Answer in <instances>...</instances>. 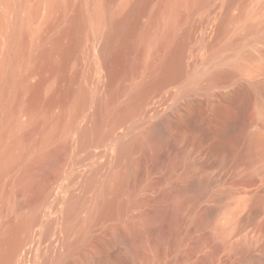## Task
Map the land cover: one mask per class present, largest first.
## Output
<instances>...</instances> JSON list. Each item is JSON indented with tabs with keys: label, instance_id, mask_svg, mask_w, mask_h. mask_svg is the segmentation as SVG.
<instances>
[{
	"label": "bare ground",
	"instance_id": "obj_1",
	"mask_svg": "<svg viewBox=\"0 0 264 264\" xmlns=\"http://www.w3.org/2000/svg\"><path fill=\"white\" fill-rule=\"evenodd\" d=\"M233 1L203 29L207 56L185 80L195 27L183 20L210 0H85L72 14L67 0H47L63 25L32 49L29 15L0 13V264L42 242L24 250L31 264H264V223L249 228L259 210L241 213L250 198L224 185L220 147L198 156L176 116L179 98L234 72L217 67L224 49L264 38V12L231 15ZM84 39L97 72L89 89L65 73ZM45 66L36 84L49 101L37 107L26 96ZM173 84L168 106L154 100ZM250 137L251 149L264 145Z\"/></svg>",
	"mask_w": 264,
	"mask_h": 264
},
{
	"label": "rangeland",
	"instance_id": "obj_2",
	"mask_svg": "<svg viewBox=\"0 0 264 264\" xmlns=\"http://www.w3.org/2000/svg\"><path fill=\"white\" fill-rule=\"evenodd\" d=\"M223 1L210 0L209 5L199 6L191 16L184 18L182 30L187 29L191 22L194 23L195 28L193 38L186 48L185 54V60L187 63L189 62L191 67L186 70L183 79L189 71L192 73L201 68V63L197 61L204 59L207 56V51L202 45L200 35L204 37L205 31L203 29L211 26L216 21L217 15L223 11ZM9 2V10H6L5 3L0 1L1 14L11 17V19L16 14L21 17L29 15L30 31L27 39L30 45L26 46L27 49L34 48V45H31L33 42L48 43L58 34V30H61L60 27L63 22L59 21L58 24L57 21V23L55 22L57 25H53L55 16L49 11L47 0H9ZM84 2L85 0H67L65 10L68 14H72L78 7H83ZM243 6L264 12V0H234L229 7V13L231 15L239 14ZM206 24L208 25L206 26ZM230 37L236 38V35L232 33ZM249 38L253 37L248 35L242 39L246 47L224 49L222 52L223 59L217 64V67L222 70H234V72L228 75L221 74L217 83L208 91L196 89L179 98L176 116L185 131L193 132L196 135L194 148L198 156H203L205 151L213 147H220L219 154L223 156L222 164L225 171L224 185L239 192L242 196L247 194L250 198L248 205L243 208L241 213L244 214L250 209L259 210V213L249 221V228L253 229L264 223V145L258 144L254 147L255 149L248 147L251 135L260 133V136L264 137V38L247 44ZM3 39L1 30L0 45ZM94 47L95 43L93 44ZM87 48V39H84L80 46L79 57H77L74 65L76 70H67L65 73L68 76L77 73L74 76L75 79L77 77L74 80L77 82L75 84L83 85L89 89L96 81L97 72L93 65V55L91 52H87ZM238 64L242 67L239 70L236 68ZM44 69L42 72H40L41 70L36 71L31 79V83H34L32 87L34 85L36 87L31 88V92L34 95L36 93L37 96L30 92L27 93L30 95L26 96L27 101L35 98L31 102L33 105L39 102L35 105L37 107H45L49 101V95L41 93L40 89H37L38 84H36L42 76L44 80L49 77V66H45ZM206 80L207 74L204 73L199 77L198 83H204ZM169 88L171 91H176L178 86L173 84L171 87L162 89L154 97V100L161 98L163 105L166 106L167 104L168 106L173 101V97L168 91ZM32 90L40 92L37 94ZM28 102L30 103V101ZM59 109L60 106L54 104L48 114L50 115V111L55 114ZM20 114L23 121L29 119L27 111H21ZM254 195L258 198L253 199ZM30 196L32 197L33 193L23 195L21 199H28ZM44 243L31 245L30 248L28 246L24 250L27 252L29 250L31 251L29 253L34 255L37 253L36 251L39 252V247H44ZM25 251L24 253L21 252L22 255L20 253L21 256L18 255L19 259L16 258L17 263L14 262L15 264H31V255H26L27 252Z\"/></svg>",
	"mask_w": 264,
	"mask_h": 264
}]
</instances>
